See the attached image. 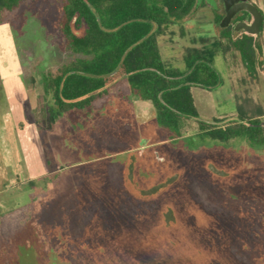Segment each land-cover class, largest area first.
Segmentation results:
<instances>
[{"label": "rangeland", "instance_id": "374dc122", "mask_svg": "<svg viewBox=\"0 0 264 264\" xmlns=\"http://www.w3.org/2000/svg\"><path fill=\"white\" fill-rule=\"evenodd\" d=\"M252 1L264 13V0ZM64 2L31 0L0 22V78L22 68L39 97L35 120L44 129L37 149L51 162L31 206L0 222V264H264V146L250 149L241 138L218 145L195 120L184 121L181 141L159 125L149 136L122 104L145 118L157 113L154 104L120 96L50 122L54 103L43 95L42 77L76 58L60 30ZM218 15L203 4L183 23L165 26L161 56L168 70L186 71L189 50L201 51L222 84L207 92L192 88L200 118L225 129L245 112L249 127L254 111L264 113V30L255 39H228ZM232 40L255 48L263 62L256 79ZM141 139H149L144 149L156 147L159 159H131L135 147L142 158ZM203 145L209 161H200ZM229 150L233 161H224Z\"/></svg>", "mask_w": 264, "mask_h": 264}, {"label": "trees", "instance_id": "16d2710c", "mask_svg": "<svg viewBox=\"0 0 264 264\" xmlns=\"http://www.w3.org/2000/svg\"><path fill=\"white\" fill-rule=\"evenodd\" d=\"M29 1L0 0V22L4 13L13 12ZM199 3V0H65L60 30L67 50L76 58L42 77L44 95L52 96L54 103L50 122L55 125L63 115L88 110L98 99L120 96L152 102L159 127L174 142L182 140L184 121L195 120L202 131L211 129L206 135L214 140L241 138L255 147L264 146L260 121L263 112L259 109L258 113L254 111V119H250V128L243 125L250 116L245 112L240 113L237 123L225 129L200 118L192 88L213 91L222 84L220 73L211 61L203 58L201 51L189 50L186 71L168 70L165 66L158 34L164 32L165 26L183 23L197 11ZM227 37L232 39L229 34ZM232 43L241 51L249 73L256 79V64L263 62L255 58V48L245 41L232 40ZM2 91L0 78V101ZM221 122L216 120L217 124Z\"/></svg>", "mask_w": 264, "mask_h": 264}, {"label": "crops", "instance_id": "0c3cea01", "mask_svg": "<svg viewBox=\"0 0 264 264\" xmlns=\"http://www.w3.org/2000/svg\"><path fill=\"white\" fill-rule=\"evenodd\" d=\"M263 71L264 64L261 72ZM2 83L3 99L0 101V222L6 217L14 216L17 211L31 206L36 188L46 179L48 168L51 165V162L42 159V152L40 153V149H37L41 130L44 129L35 120L37 118L35 106L39 97L34 92L35 90L29 88L22 68L11 75L3 76ZM202 91L207 92L205 89ZM233 116L235 115L228 117ZM228 117L220 118V120ZM262 118L264 119V113ZM33 149L39 155L32 157ZM18 150L22 152L24 161H21Z\"/></svg>", "mask_w": 264, "mask_h": 264}, {"label": "flooded vegetation", "instance_id": "af4514ba", "mask_svg": "<svg viewBox=\"0 0 264 264\" xmlns=\"http://www.w3.org/2000/svg\"><path fill=\"white\" fill-rule=\"evenodd\" d=\"M215 1V4L213 5V4H211L209 1H207V0H203V1H199V2H201V3H199V5L200 6H202L203 4H207L209 7H211L213 10H214V12L215 13H217V14H219L218 16H219V18H221V20L219 21V27H220V29L222 30V31H224V34H225V36L227 35V34H229V35H231V37L230 38H233V36H234V34H236L237 36H239L240 38H245L246 36L245 35H249V36H251L250 38H252V39H255V38H257V37H259V36H252V35H250V34H248L245 30H241V31H237V26L240 24V23H248V24H251V23H253L254 22V19H253V17H252V15L249 13V12H247V11H240L238 14H236L235 15V17L233 18V20H232V22H231V24L227 27V28H222L221 27V23H222V21H223V19L227 16V9H226V6H225V3H224V0H214ZM248 2H250V3H254L255 5H256V3L255 2H253L252 0H247ZM258 6V5H257ZM259 7V6H258ZM259 9H260V7H259ZM263 28H264V26H263ZM263 30L264 29H262V33H263ZM241 35V36H240ZM261 35V34H260ZM240 38H238V39H240ZM122 106H124V109H123V111H125L124 113H125V115H126V117H127V115H129L130 117H132V119L133 120H137L138 118H140L141 120H143V125H142V131H144V132H146V134L147 135H149V136H154L155 134H156V128H155V126H157L158 125V118H157V113L155 112V113H150L151 115L149 116V117H143V116H140L138 113H137V111H135V107H128V106H126L125 105V103H123L122 104ZM135 111V112H134ZM156 123V124H155ZM211 131V129H209V130H207V131H204L203 133H205V134H207V133H209ZM148 141H149V139H141L140 140V143H139V145L142 147V148H140L141 149V153H142V158L139 156V151H138V149L139 148H136L135 147V151L133 152L134 153V155L133 156H131V159H134L135 161H137L138 159H143V160H145V159H148L149 157L151 158L153 155H155L156 156V158L157 159H159L160 157H159V151H158V149L156 148V147H154V149H152L151 148V150H150V152L151 153H153V154H150V152H148L146 149H144V146L146 145V147L148 148L149 146H151V145H148ZM181 141V140H180ZM207 142V141H206ZM205 142V143H206ZM221 142V144H218V141L217 142H214V143H216V144H218V145H224V146H226V147H229L230 145H229V143H230V141L229 142H224V141H220ZM204 143V144H205ZM232 143V142H231ZM131 144H133L134 145V143L132 142ZM217 146V145H216ZM231 148H232V146H231ZM248 148H250V149H254V145L252 144V143H248ZM201 149H203V151H204V155H203V157H202V159L200 160V161H209V158H210V156H211V154L212 153H210L211 151H210V149H209V147H207V145H203V147L201 148ZM190 150H194V148H191L190 147ZM216 151V150H215ZM233 152L234 151H232V153H230V150H229V152H228V155L226 156V157H223V160L224 161H233L232 159H233ZM249 152H250V150H249ZM252 152H253V150H252ZM229 154H230V156H229ZM134 157V158H133ZM213 158V157H212ZM214 159V158H213ZM222 160V161H223ZM214 161H221V160H219V159H215ZM241 161H245V159H242ZM246 161H252V159L250 158V157H248L247 158V160ZM130 167H131V170H133V169H135L136 170V168L138 167V164H135V162L134 163H132L131 165H130ZM212 167V166H211ZM210 167V168H211ZM207 168V167H206ZM208 169H209V167H208ZM209 170H211V169H209ZM217 170V171H216ZM216 170H214L215 171V173L217 174V175H223V178H226L228 175H230L228 172H221V171H219L218 169H216Z\"/></svg>", "mask_w": 264, "mask_h": 264}, {"label": "water", "instance_id": "95a60500", "mask_svg": "<svg viewBox=\"0 0 264 264\" xmlns=\"http://www.w3.org/2000/svg\"><path fill=\"white\" fill-rule=\"evenodd\" d=\"M201 1V0H200ZM211 4H215L214 0H208ZM227 16L223 19L221 23L222 28H227L236 14L240 11L249 12L254 22L251 24L248 23H240L237 26V31L245 30L248 34L252 36H259L262 33V29L264 26V13L259 9L257 5L254 3H250L247 0H224Z\"/></svg>", "mask_w": 264, "mask_h": 264}]
</instances>
